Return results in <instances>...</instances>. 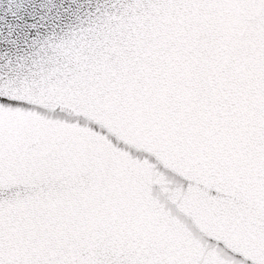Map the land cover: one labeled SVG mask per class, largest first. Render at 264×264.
Here are the masks:
<instances>
[{"label": "snow or ice", "instance_id": "6c2138e0", "mask_svg": "<svg viewBox=\"0 0 264 264\" xmlns=\"http://www.w3.org/2000/svg\"><path fill=\"white\" fill-rule=\"evenodd\" d=\"M0 264H264V0H0Z\"/></svg>", "mask_w": 264, "mask_h": 264}]
</instances>
